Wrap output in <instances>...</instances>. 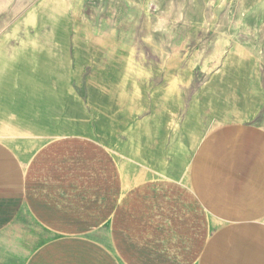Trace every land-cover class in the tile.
<instances>
[{
  "label": "rangeland",
  "instance_id": "obj_1",
  "mask_svg": "<svg viewBox=\"0 0 264 264\" xmlns=\"http://www.w3.org/2000/svg\"><path fill=\"white\" fill-rule=\"evenodd\" d=\"M241 122L264 129V0H0V140L80 135L182 172Z\"/></svg>",
  "mask_w": 264,
  "mask_h": 264
},
{
  "label": "crops",
  "instance_id": "obj_2",
  "mask_svg": "<svg viewBox=\"0 0 264 264\" xmlns=\"http://www.w3.org/2000/svg\"><path fill=\"white\" fill-rule=\"evenodd\" d=\"M193 155L181 172L121 166L80 135L0 140V250L13 264H264V129L223 124Z\"/></svg>",
  "mask_w": 264,
  "mask_h": 264
}]
</instances>
